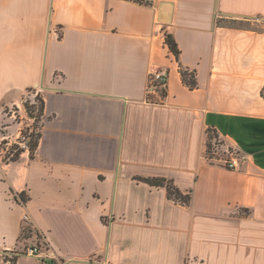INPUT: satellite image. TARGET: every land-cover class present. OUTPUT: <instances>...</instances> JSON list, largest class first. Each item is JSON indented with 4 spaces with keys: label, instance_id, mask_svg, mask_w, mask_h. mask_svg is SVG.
<instances>
[{
    "label": "crops",
    "instance_id": "obj_1",
    "mask_svg": "<svg viewBox=\"0 0 264 264\" xmlns=\"http://www.w3.org/2000/svg\"><path fill=\"white\" fill-rule=\"evenodd\" d=\"M255 20L264 0H0V140L21 131L3 109L43 100L34 153L0 155V264H41L21 253L35 234L44 264H264V33L243 26ZM157 69L166 89L148 103ZM209 132L242 157L236 170L206 161Z\"/></svg>",
    "mask_w": 264,
    "mask_h": 264
},
{
    "label": "built area",
    "instance_id": "obj_2",
    "mask_svg": "<svg viewBox=\"0 0 264 264\" xmlns=\"http://www.w3.org/2000/svg\"><path fill=\"white\" fill-rule=\"evenodd\" d=\"M168 79V71L163 69H157L151 71L147 76V82L145 87L146 102L159 103L162 100L163 94L166 89V83ZM20 140L17 141L18 147L28 150L29 137L22 135ZM207 143L205 150V159L213 165H218L228 170H236L242 162V157H239L236 152L230 149H225L220 138L214 135L212 139ZM8 145L9 143H5ZM24 229H28V225L31 223L28 215L23 216ZM36 238L38 243L32 245H24L21 253L24 256L37 259L39 263L44 264L49 258H54L53 254L49 253L48 244L43 242L42 237Z\"/></svg>",
    "mask_w": 264,
    "mask_h": 264
},
{
    "label": "trees",
    "instance_id": "obj_3",
    "mask_svg": "<svg viewBox=\"0 0 264 264\" xmlns=\"http://www.w3.org/2000/svg\"><path fill=\"white\" fill-rule=\"evenodd\" d=\"M165 44L169 50L170 53H172L176 58L179 57L180 51L178 49V46L173 39V37L170 34H165ZM181 78L184 84H186L190 89H194L197 86L196 80H195V75L193 72H190L186 69L181 68ZM29 92V91H28ZM264 96V95H263ZM38 97V98H37ZM36 99H38L40 106H39V122L41 121L42 114H43V100L39 94L36 95ZM36 105H24L26 109H29L31 112L36 109ZM29 113L31 114V112ZM38 123V122H37ZM211 134V135H210ZM214 134L209 132V139H212ZM40 137V126L38 129V132L35 133L32 137H30V140L28 142V151L30 155L34 153V151L37 148V143L38 139ZM24 151V149L18 147L17 144H15L12 149L9 151V153L6 154V157L4 158L5 161H16L19 158V155ZM143 182L151 185V186H164L166 187L167 190V197L170 200H173L175 202H178L182 205H189L190 200H191V195L190 193L187 195H183L179 190H177L173 185L172 182H165L163 180H146L142 179Z\"/></svg>",
    "mask_w": 264,
    "mask_h": 264
},
{
    "label": "rangeland",
    "instance_id": "obj_4",
    "mask_svg": "<svg viewBox=\"0 0 264 264\" xmlns=\"http://www.w3.org/2000/svg\"><path fill=\"white\" fill-rule=\"evenodd\" d=\"M243 26L264 33V21L262 20L244 22ZM36 95H37L36 91L27 92L25 96L23 97L22 109L17 108V107H8L7 109L6 108L3 109L2 115L6 119V122L8 124L10 123L18 124L20 125V128H21L20 135L17 140L15 139V135L9 137V139L0 140V155L2 156L3 159L6 157V154L9 153V151L12 149V147L17 143V141L20 140L19 138L22 135H25L26 137L30 138L33 135H35V133L38 132L39 125H40L39 118H38L39 117L38 110H39L40 103L38 99H36ZM263 95H264V91H263ZM24 105H27V106L36 105L35 106L36 109L33 110V112H31L29 109H26ZM29 111L31 112V114L29 113ZM2 132L4 133L5 130L3 129ZM7 142L9 143L8 145L5 144ZM231 150L233 152H236V154L240 156L239 153H237V151L233 149Z\"/></svg>",
    "mask_w": 264,
    "mask_h": 264
}]
</instances>
